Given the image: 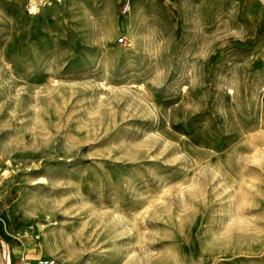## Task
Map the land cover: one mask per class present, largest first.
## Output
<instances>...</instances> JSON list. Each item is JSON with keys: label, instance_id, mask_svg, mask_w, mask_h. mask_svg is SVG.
I'll return each mask as SVG.
<instances>
[{"label": "rangeland", "instance_id": "374dc122", "mask_svg": "<svg viewBox=\"0 0 264 264\" xmlns=\"http://www.w3.org/2000/svg\"><path fill=\"white\" fill-rule=\"evenodd\" d=\"M125 2L0 0V214L56 264H264V0Z\"/></svg>", "mask_w": 264, "mask_h": 264}, {"label": "crops", "instance_id": "0c3cea01", "mask_svg": "<svg viewBox=\"0 0 264 264\" xmlns=\"http://www.w3.org/2000/svg\"><path fill=\"white\" fill-rule=\"evenodd\" d=\"M3 214H0V264H38L39 260L51 258L35 236L17 229L21 223L15 228L7 226ZM5 247L9 248V261L5 256Z\"/></svg>", "mask_w": 264, "mask_h": 264}, {"label": "bare ground", "instance_id": "6f19581e", "mask_svg": "<svg viewBox=\"0 0 264 264\" xmlns=\"http://www.w3.org/2000/svg\"><path fill=\"white\" fill-rule=\"evenodd\" d=\"M247 1H249V0H247ZM252 1V0H251ZM37 3V2H36ZM144 3V2H143ZM247 3V2H246ZM249 3V2H248ZM139 4V3H138ZM137 5V4H136ZM248 5V4H247ZM37 6V5H36ZM201 6V5H200ZM250 7H251V5H250ZM253 7V6H252ZM147 8V6L144 4H139L138 5V8L136 9V10H133V12L131 13V20L130 21H125L124 22V26H126V28H128V32H129V35H130V38L132 39V45H133V43L135 42V40H134V38H135V36H136V33H135V30H134V21H133V17H136V15H138V11L139 12H141L142 10H145ZM201 9V8H200ZM32 10H35V7H32ZM37 10V9H36ZM37 12V11H36ZM198 12H199V10H198ZM201 12V11H200ZM207 13V12H206ZM202 14V13H201ZM200 13H199V15H201ZM249 14V13H248ZM252 14V13H251ZM263 15H264V13H263ZM258 16V15H257ZM138 21V20H137ZM264 21V20H263ZM262 21V22H263ZM118 22V21H117ZM252 22V21H251ZM118 24V23H117ZM264 24V23H263ZM252 25H253V23H252ZM262 25V24H261ZM125 28V29H126ZM138 28V27H137ZM256 28H258V27H256ZM262 29V28H261ZM137 30V29H136ZM111 32V31H110ZM104 33V32H103ZM105 34V33H104ZM110 34H112V33H110ZM261 34H263V33H261ZM113 35V34H112ZM110 36V35H109ZM262 36V35H261ZM107 37H108V35H107ZM138 37H140V34H139V36ZM106 38V37H105ZM109 39H110V37H109ZM111 41V40H110ZM129 55V54H128ZM17 211V210H16ZM15 213V212H14ZM19 213V212H18ZM18 213H16L15 214V218H13L12 217V215L11 214H9V216H8V218H9V220H10V224L8 225L9 227H11V228H15L18 224H22L23 223V220H22V217H21V215L20 214H18ZM61 239H62V237H61ZM63 240V239H62ZM65 240H63V242H64ZM56 242V241H55ZM61 242V241H60ZM44 247V246H43ZM51 248V247H50ZM62 248V247H61ZM58 250V249H57ZM58 251H60V250H58ZM62 251V250H61ZM63 252V251H62ZM54 253V252H53ZM64 253V252H63ZM62 255H64V254H62ZM61 258V257H60ZM65 258V257H64ZM63 258V259H64ZM67 258H68V255H67ZM70 258H71V256H70ZM67 260V259H66Z\"/></svg>", "mask_w": 264, "mask_h": 264}, {"label": "built area", "instance_id": "2783aa9c", "mask_svg": "<svg viewBox=\"0 0 264 264\" xmlns=\"http://www.w3.org/2000/svg\"><path fill=\"white\" fill-rule=\"evenodd\" d=\"M131 11V2L130 0H126V2L123 5L122 12L123 14H128ZM127 40L125 38L120 39V43H126ZM5 256L7 258V261L10 259V252L9 248L5 247ZM38 264H56V261L54 259H42L38 261Z\"/></svg>", "mask_w": 264, "mask_h": 264}]
</instances>
